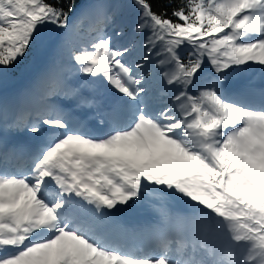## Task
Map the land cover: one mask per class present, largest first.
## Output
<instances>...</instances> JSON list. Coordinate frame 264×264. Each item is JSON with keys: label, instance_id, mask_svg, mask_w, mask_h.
Returning a JSON list of instances; mask_svg holds the SVG:
<instances>
[{"label": "snow or ice", "instance_id": "obj_1", "mask_svg": "<svg viewBox=\"0 0 264 264\" xmlns=\"http://www.w3.org/2000/svg\"><path fill=\"white\" fill-rule=\"evenodd\" d=\"M49 29L0 100V264H264V89L224 88L264 70V0H0V83Z\"/></svg>", "mask_w": 264, "mask_h": 264}, {"label": "rangeland", "instance_id": "obj_2", "mask_svg": "<svg viewBox=\"0 0 264 264\" xmlns=\"http://www.w3.org/2000/svg\"><path fill=\"white\" fill-rule=\"evenodd\" d=\"M125 28H126V33H127L125 40L131 39L132 37H131V21L130 20L128 21L127 25H125ZM135 39L137 43L140 40L139 37H135ZM43 53H44L43 55L49 54L48 48L44 49ZM44 70L45 68L43 67L38 72H36V75L34 77L38 76ZM257 82H264V70H262L259 66H253L250 68H245V69L236 71L233 75L229 77L227 81H225L224 88L226 91L227 84H232L234 86L241 85L242 88L241 87L240 88L242 90L241 92L243 93L249 89H254V85ZM15 90H16L15 87H13L8 90L0 92V100L7 101L9 104H11L18 97ZM155 95L157 96V100H156L157 104L163 102L159 98L160 97L159 91H157ZM152 204L153 202L150 199L146 198L144 201L139 203L137 206L127 209V210L133 212L134 214H137V215L139 214V216H141L142 219H144V216L148 215L150 217L154 216L155 217L154 219L157 220L158 217L155 211L153 210ZM172 210H174V212L184 211L185 208L183 207V205H181V203L174 202ZM130 241L133 242L136 240L131 238Z\"/></svg>", "mask_w": 264, "mask_h": 264}, {"label": "trees", "instance_id": "obj_3", "mask_svg": "<svg viewBox=\"0 0 264 264\" xmlns=\"http://www.w3.org/2000/svg\"><path fill=\"white\" fill-rule=\"evenodd\" d=\"M88 2H95V0H88ZM76 3L77 5H79L81 3V0H76ZM160 6H161L160 4L154 3V10L159 11ZM93 23L94 22L92 20L85 18L82 24L80 25L81 31L86 34L89 28L93 25ZM48 32L51 34L53 38V45L49 46V49L51 50L50 55L53 58L54 57V50H53L54 42L60 38L61 33L52 31L51 29H49ZM43 50L44 49H34L24 61H22L14 69L9 71L6 74L4 81L0 83V92L8 90L12 88L13 86H15L17 84L18 75L20 73L25 72V71L36 72L37 70L41 69L44 66H46L47 68L48 66L46 65L44 58H43ZM179 203H181V205H183V207L186 208L185 204H183L182 202H179Z\"/></svg>", "mask_w": 264, "mask_h": 264}, {"label": "bare ground", "instance_id": "obj_4", "mask_svg": "<svg viewBox=\"0 0 264 264\" xmlns=\"http://www.w3.org/2000/svg\"><path fill=\"white\" fill-rule=\"evenodd\" d=\"M239 86H241V85H239ZM164 102V101H163ZM162 103V102H161ZM159 104V103H158ZM147 220L148 221H150L151 222V225H153L155 222H156V220L155 219H153V218H151V219H149L148 217H147ZM150 226V225H149ZM148 227V226H147ZM146 227V228H147ZM146 228H143V229H146ZM141 229V228H140ZM139 229V230H140ZM136 238L134 239V240H136V241H129L130 243H134V244H145V243H148V242H150V240H147V238H148V236H146V235H139V236H135Z\"/></svg>", "mask_w": 264, "mask_h": 264}]
</instances>
